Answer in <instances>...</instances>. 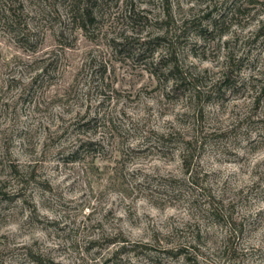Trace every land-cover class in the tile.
Instances as JSON below:
<instances>
[{
	"label": "rangeland",
	"instance_id": "1",
	"mask_svg": "<svg viewBox=\"0 0 264 264\" xmlns=\"http://www.w3.org/2000/svg\"><path fill=\"white\" fill-rule=\"evenodd\" d=\"M57 3L61 8L51 6L50 0H0V33L14 40L23 48L25 55L32 57L16 58L15 68L5 66L7 79H0V105L4 113L17 118L26 114L29 108L37 113L45 112L41 105L46 97L53 105L71 104L73 99L79 97V81L86 76V69H90L88 75L93 82L99 73L100 81L105 86L103 91L97 89L100 95L107 96L113 92L117 99L123 98L130 104L142 103L144 95L150 96L164 88L161 104L165 101L167 104L156 119L165 130L158 131L155 126L145 128L146 147L128 144L125 148H115V136L109 137L107 144L92 139L102 127L119 131L116 123L118 117H101L99 113L92 115L93 109L88 107L83 113H78L77 118L52 141V147H55L56 143L69 136L71 129V135L77 137L79 147L68 145L55 154L48 148L42 160L47 161L57 155L63 161L81 165V180L93 197L95 185L107 177L110 188L123 193L128 199L147 195L161 206L165 215L170 211H180L187 204L198 217V222L189 231L177 230L178 238L168 239V243H176L178 247L164 248L157 233V246L135 244L130 248H120L109 253L103 264H131L133 257L122 259L128 253H134L139 258L138 264H145V261L147 264H180L182 255L186 256V264H197L184 243L193 240L195 243L192 247L197 253L200 252L197 244L202 247L209 244L216 246L219 252L217 259H223L225 264H241L242 256L249 264H257L258 260L264 259V251L251 256L242 253L245 245L253 247L255 253V243L264 244V210L254 211L257 196L264 198V135L255 139L250 135V131L264 128V80L252 77L250 84L243 75L248 70L258 71L264 60V21H260L259 29L247 37L236 34L234 40L223 39L234 25L249 28L259 15L258 12L255 16L252 13L257 6L264 8V0H211L207 9L193 12L190 18L184 17L182 24L178 16L183 12L180 0H161L167 16L163 23L154 22L152 13L139 7L137 0H57ZM150 3L154 4L155 0H150ZM246 4L249 6L246 7ZM87 17L91 20L86 21ZM205 21L210 23L211 31ZM109 22L123 27L118 39H112L108 34ZM77 27L83 29V39L74 35ZM129 28L133 33L131 36L128 34ZM192 34L202 37L205 44L198 46L192 43L189 40ZM101 40H107L114 46L119 57L116 62L126 64L128 60H133L136 67L132 71L143 67L160 83L152 89H141L139 94L132 91L122 94L113 90L108 79V65L100 63L97 68L98 61L91 52H88L89 62L85 68L70 73L69 68L77 56L83 55V49ZM55 44L60 45L61 50L49 54L48 49ZM222 49L228 50L227 71L222 74V79L213 80L207 72L198 76L184 64L189 51L205 59L209 55L216 59ZM157 51L161 52L158 63L155 60ZM241 51L243 55H238ZM170 66L171 71L168 70ZM112 76H115L114 69ZM169 79L178 81L172 92L164 87ZM49 93H52L50 97ZM245 98L251 100V104L245 105L246 110L242 115L229 112L233 100ZM185 102L194 106V116L178 111ZM217 105L220 111H217ZM98 107L110 109L112 106L102 104ZM116 110L126 120L132 119L129 109H122L117 104ZM169 113L175 114L184 127L178 128L166 121ZM222 115H237L240 123L232 128L224 127ZM243 125L248 126L249 132L241 136ZM189 127L195 132L194 138H189L192 132L185 131ZM45 131L49 129L45 127ZM12 136L17 139L30 137L33 144L31 151L35 152L38 132L24 129L17 119L7 139ZM241 139L248 141L243 145V156L233 150V147H241ZM184 142L189 144L185 146ZM66 151L69 153L67 157L64 156ZM116 151L120 153L119 158L115 155ZM217 152L223 153L224 163L239 164V172H230L227 179L223 171L210 172L205 167V156H215ZM178 157L183 160L182 175L171 167ZM185 163L189 165L187 174ZM42 166L29 165L26 170L16 162L9 165L11 177L23 186L16 190L17 184L12 180L0 182V225L7 223V217L20 206L21 201L33 211L35 223L32 227L44 224L34 200L41 195V189L55 192V188L45 178L46 173L41 174ZM3 174L4 169L0 168V175ZM186 177H191V180ZM80 199L85 201L84 196ZM85 206L86 201L71 209L66 217L71 219L70 226L49 222L47 227L54 230L57 239L61 236L71 239L79 235L80 225L85 222L94 231L99 226L94 214L85 215L84 221L79 218L84 215ZM133 207H138V204ZM111 215L109 210L108 216ZM117 241L128 242L122 233L115 237L106 235L100 241L89 240L86 251L99 249L95 255L100 256ZM165 250L173 251L166 253ZM0 264H57V261L48 244L36 241L32 246L0 251Z\"/></svg>",
	"mask_w": 264,
	"mask_h": 264
},
{
	"label": "clouds",
	"instance_id": "2",
	"mask_svg": "<svg viewBox=\"0 0 264 264\" xmlns=\"http://www.w3.org/2000/svg\"><path fill=\"white\" fill-rule=\"evenodd\" d=\"M210 2L211 0H207L205 3H201L200 0H180L183 12L178 14L180 17L179 23H183L184 17L190 18L193 12L199 13L201 8L207 9L210 6ZM137 4L139 7L152 13L151 19L154 22L160 21L163 23L167 20L161 0H155L154 4L150 3V0H137ZM50 5L61 8L57 0H50ZM245 6L249 5L246 4ZM257 12L259 15L249 28L245 29L234 25L232 30L223 39L225 41L234 40L236 34L247 37L253 31L259 29L261 26L260 21H264V8L257 6L252 15H257ZM205 24L211 31L210 23L205 21ZM40 27L43 26L41 25ZM44 30L47 31V28ZM107 30H109L108 34L111 35L112 39H118L119 32L124 29L120 25L109 22ZM127 30L130 36L133 35L130 28ZM74 35H77L80 39H83L85 36L83 29L80 27L76 28ZM161 35H163V32H161ZM189 40L198 46L205 44L204 39L195 34L190 35ZM60 50L61 46L55 44L48 49V52L52 54ZM88 52H91L92 57L98 61L97 68H99L100 63L108 65L109 83L112 84L113 90H118L122 94H126L129 91L139 94L141 89H152L160 83L151 76L150 72L145 71L143 67L132 71L136 67L133 60H128L126 64L116 62L119 57L116 56L114 46L107 40H101L92 44L91 47L83 49V55L77 56L69 68L70 73L79 72L85 68L89 62ZM167 54L165 53V55ZM238 55H243V51L239 52ZM16 58L31 59L32 57L25 55L23 48L18 46L14 40H10L6 35L0 33V79H7L4 75L6 71L5 66L15 68ZM160 59L161 52L157 51L155 60L158 63ZM227 61V49H222L217 54L216 59H213L211 55L205 59L200 55H193L189 51L184 59V64L198 76H203L207 72L212 75L213 80H219L222 79V74L227 71ZM113 69L115 70V76H112ZM168 70L171 71L172 66ZM22 71L23 69H21ZM89 72L90 69H86V76L82 77L79 81V97L78 99H73L71 104L56 103L53 105L49 103V99L46 97L41 105L46 110L45 112L37 113L32 108H29L26 114L18 115L17 118L5 114L2 105H0V168L4 169V174L0 175V182L12 180L13 183L17 184L16 190H19L23 185L13 180L10 175L9 165L12 162H16L27 170V166L29 165L42 164L41 174L44 175L46 173L45 178L49 179L55 188V192L41 189V195L37 196L34 200L41 218H44V224L39 227H32L35 223L32 219V209L26 208L22 201L19 202L20 206L7 217V223L0 225V251L20 249L25 246H32L36 241H40L50 246L51 254L56 257L57 264H103L104 258L109 253L119 251L120 248H130L135 244H144L150 247L157 246V239L155 238L157 233H159V242L164 248L178 247L179 245L176 243H168V239L178 238L177 230L187 232L191 226L198 222L195 211L187 204L180 211H170L168 215H165L161 206L153 202L147 195H139L137 198L128 199L123 193L112 190L107 177L95 185V197H93L84 185V181L81 180V176L83 175L81 165L63 161L57 155L51 156L47 161L42 160L43 154L48 148H51L53 154H55L68 145L79 147L76 143L77 137L71 135V129H69V136L56 143L55 147H52V141L54 137L63 132L77 118L78 113H83L88 107L93 109L92 115L99 113L101 117H118L116 123L119 131L113 132L111 127H102L95 136L91 137L94 140L107 144L109 142L108 138L115 136V148H125L128 144L132 147H146L145 137L147 133L145 132V128L155 126L158 131L165 130L164 126L156 119L159 113L164 111L167 104L166 101L164 104H161L164 88H161L150 96L144 95L142 103L130 104L123 98L117 99L113 95V92H109L107 96L100 95L97 89L103 91L105 87L100 81V75L97 73L95 82H93L92 77L88 75ZM243 75L249 80L250 84L252 83V77H255L256 80H264V60L261 61L258 71L253 72L248 70ZM112 81H115V83H112ZM177 83L176 79H169L167 85L164 87L167 88L168 92H172ZM51 95L52 93H49V97ZM60 95L63 96V93ZM109 97H111L110 100ZM13 99H15V94H13ZM64 99H67V97H64ZM102 104H111L112 107L110 109L98 107ZM117 104L122 109H129L132 119L126 120L121 116L116 110ZM250 104L251 100L247 98L244 100H233L229 105V112L240 113L242 115L246 110L245 105ZM178 111L182 114L194 116L195 109L193 105L185 102L180 106ZM217 111H220L219 105H217ZM17 119L24 129L38 132L35 152L31 151L33 144L31 138L28 136H22L20 139L12 136L11 139H7L8 133L13 128ZM221 119L223 126L228 128L235 127L240 123L239 116L237 115H222ZM165 120L171 122L175 127H184L177 121L173 113H169L165 117ZM45 127L49 131H45ZM185 131L192 132L189 138L195 137V132L192 131L191 127L186 128ZM244 132H249L247 125H243L240 135L243 136ZM89 135L91 136V134ZM250 135L253 139L259 135H264V128L252 130L250 131ZM239 143L241 147H233V150L243 156L245 154L243 145L247 144L248 141L241 139ZM68 155L67 151L64 152L65 157ZM115 155L119 158V151H116ZM204 162L205 167L210 172L223 171L225 179H227L230 172L238 173L240 170V165L237 163H224L222 152H217L215 156H205ZM171 167L177 171L178 175L183 174V160L179 157ZM186 179L191 180V177H186ZM101 193H103V198L101 197ZM81 196L85 197L86 206L83 207L84 215H80V220L84 221L87 214H94L95 221L98 222L99 226L93 231L91 226L85 222L80 225L81 231L79 235L71 239H65L64 236L57 239L53 234L54 230L47 227L48 223L55 222L70 226L71 219L66 217L72 208L85 203V201H81ZM134 204H138V207H133ZM254 205V211L264 210V198L257 196ZM65 206L67 207V211ZM167 207L171 208L172 206L168 205ZM109 210H111V216H108ZM85 228L88 230L85 231ZM121 233L127 237V243L117 241L111 244L108 247V251L100 256L95 255L99 249H93L91 252L86 251V245L89 240L100 241L106 235L115 237ZM184 243L188 247L189 254L194 256L197 264H225L223 259H217L219 252L216 246L209 244L207 247H202L197 244L196 247L200 248V252L197 253L192 247V244L195 243L194 240ZM254 247L257 250L255 253L253 247L247 245L242 248V253L246 252L247 255L251 256L259 255L261 251H264V244L262 243H255ZM128 256L133 257L131 264H138L139 258H136L134 253H128L122 259H126ZM240 261L241 264H249V261L244 259L243 256L240 258ZM145 264H147L146 261ZM180 264H186V256H180ZM257 264H264V259L258 260Z\"/></svg>",
	"mask_w": 264,
	"mask_h": 264
},
{
	"label": "trees",
	"instance_id": "3",
	"mask_svg": "<svg viewBox=\"0 0 264 264\" xmlns=\"http://www.w3.org/2000/svg\"><path fill=\"white\" fill-rule=\"evenodd\" d=\"M85 20H86V21H90L91 18L87 17ZM188 144H189V142H184V145H185V146L188 145ZM186 150H187V148H186ZM184 167H185V171H186V174H187V173H188V170H189V169H188V168H189V165H187V164L185 163ZM170 251H173V250H165L166 253H170Z\"/></svg>",
	"mask_w": 264,
	"mask_h": 264
}]
</instances>
